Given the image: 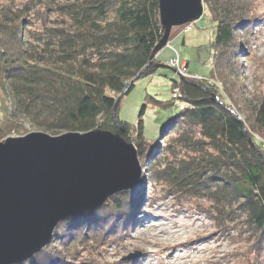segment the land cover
<instances>
[{
	"label": "trees",
	"instance_id": "trees-1",
	"mask_svg": "<svg viewBox=\"0 0 264 264\" xmlns=\"http://www.w3.org/2000/svg\"><path fill=\"white\" fill-rule=\"evenodd\" d=\"M41 1L52 3V11L65 24H55L37 45L32 41L36 33L29 28L36 0L0 8V90L9 99L0 121V141L20 131L18 119L51 135L116 132L112 117L115 111L118 118L119 96L126 90L124 96L129 94L134 87L130 81L146 66L148 71L159 63L152 57L163 36L158 0ZM204 6L214 28L211 70L207 79L172 80V90L178 88L187 105L171 121L179 126L176 137L150 154L152 140L145 137L141 120L145 105L137 126L120 124L137 150L147 180L170 193L205 199L211 204L209 216L218 225L242 220L246 232L258 238L251 256L234 254V263L261 264L264 99L249 103L245 110V129L255 149L229 105L215 101L220 96L215 84L229 94L227 85L242 81L239 59L248 56L237 35L248 34L252 9L248 0H204ZM148 98L162 108L172 107V102ZM179 147L186 149L182 159L177 158ZM135 207L121 193L93 212L64 220L51 243L20 264H72L81 250L104 246L115 235L128 233Z\"/></svg>",
	"mask_w": 264,
	"mask_h": 264
},
{
	"label": "rangeland",
	"instance_id": "rangeland-1",
	"mask_svg": "<svg viewBox=\"0 0 264 264\" xmlns=\"http://www.w3.org/2000/svg\"><path fill=\"white\" fill-rule=\"evenodd\" d=\"M248 1L252 9L248 34L237 35V40L248 56L239 59L242 81H236L232 86L227 85L229 94L220 83L215 84L220 92L215 101L229 105L246 134V107L249 103L257 105V101L264 99V0ZM26 2L29 0H0V8H14ZM34 4L32 13L35 17L29 28L36 33L32 41L37 45L40 40L45 39L47 30L53 29L55 24L62 27L65 23L52 11V3L36 0ZM203 8V15L198 21L173 28L166 48L154 56L158 58L161 52L164 53L166 60H157L159 63L154 65H165L170 69H159L155 74L140 77L134 81V87L129 94L121 100L118 120L131 126H137L141 107L146 106L141 120L145 137L152 140L153 148L150 154L156 153L170 138L176 137L179 126L171 121L178 112L187 107L181 102L180 90H172V80L198 81L209 77L212 54L210 43L213 40L214 28L204 0ZM43 17H46L45 27L41 22ZM168 48L171 50L167 54L168 51L165 50ZM6 96L5 92L0 90V121L4 117L5 108L9 106ZM148 97L158 102H172V107L162 108ZM16 123L20 131L12 133L4 140L35 132L46 133L31 126L25 119H18ZM65 133L69 132L46 134L60 136ZM185 151L186 149L179 147L177 158L182 159ZM150 160L154 161L155 158L151 156ZM146 176V169L141 167L139 184L122 192L128 195L129 201L136 203V212L131 218L128 233L126 231L115 235L104 246L93 244L81 250L72 264H235L234 254L251 256L250 252L258 237L256 233L254 237L246 232L247 228L242 220L236 219L234 223L227 220L223 225H218L210 218L211 204L205 199L193 198L184 192L170 193L166 187L151 183ZM172 245L176 246L173 249L175 253L173 257L167 258L166 249ZM261 264H264V259Z\"/></svg>",
	"mask_w": 264,
	"mask_h": 264
},
{
	"label": "water",
	"instance_id": "water-1",
	"mask_svg": "<svg viewBox=\"0 0 264 264\" xmlns=\"http://www.w3.org/2000/svg\"><path fill=\"white\" fill-rule=\"evenodd\" d=\"M158 3L163 36L152 57L166 48L173 28L198 21L204 12L203 0ZM148 68L130 84L159 69H170L160 64ZM112 118L114 133L96 129L50 136L35 132L0 142V264L31 258L51 243L60 222L93 212L139 184L137 150L126 140L115 111ZM246 139L254 148L247 134Z\"/></svg>",
	"mask_w": 264,
	"mask_h": 264
},
{
	"label": "bare ground",
	"instance_id": "bare-ground-1",
	"mask_svg": "<svg viewBox=\"0 0 264 264\" xmlns=\"http://www.w3.org/2000/svg\"><path fill=\"white\" fill-rule=\"evenodd\" d=\"M158 238V237H157ZM175 245H172L170 248L166 249L167 252V258H171L173 257L175 251H173V249L175 248Z\"/></svg>",
	"mask_w": 264,
	"mask_h": 264
},
{
	"label": "crops",
	"instance_id": "crops-1",
	"mask_svg": "<svg viewBox=\"0 0 264 264\" xmlns=\"http://www.w3.org/2000/svg\"><path fill=\"white\" fill-rule=\"evenodd\" d=\"M173 41H174V40H173ZM170 50H171V49L168 48V49L165 50V51H168V52H167V54H168V53H170V52H169ZM165 51H164V52H165ZM163 55H164V53H162V52L159 54V56H158V58H157V60H158L159 62H163V61L166 60V59H164Z\"/></svg>",
	"mask_w": 264,
	"mask_h": 264
}]
</instances>
